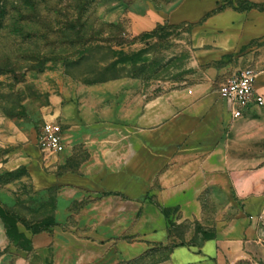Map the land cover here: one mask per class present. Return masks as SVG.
Listing matches in <instances>:
<instances>
[{"label":"crops","instance_id":"crops-1","mask_svg":"<svg viewBox=\"0 0 264 264\" xmlns=\"http://www.w3.org/2000/svg\"><path fill=\"white\" fill-rule=\"evenodd\" d=\"M226 12L242 19H213ZM217 15L169 19L195 24L182 81L157 94L116 81V93L67 122L83 133L64 134L65 156L30 170L31 189L90 199L66 210L74 228L54 216L33 234L16 264H264V106L234 119L218 93L251 69L264 99V10ZM160 23L140 19L132 31ZM76 148L85 154L78 161Z\"/></svg>","mask_w":264,"mask_h":264},{"label":"rangeland","instance_id":"rangeland-1","mask_svg":"<svg viewBox=\"0 0 264 264\" xmlns=\"http://www.w3.org/2000/svg\"><path fill=\"white\" fill-rule=\"evenodd\" d=\"M240 1L0 0V264L28 256L33 232L54 216L74 228L67 211L77 213L90 199L81 194L73 199L69 190L32 191L30 170L65 156L38 149L43 124H60L71 139L83 130L72 132L67 122L116 93L112 83L140 81V90L157 94L182 81L191 73L195 24L169 19L197 21L229 2L241 8ZM238 16L226 12L213 19H242ZM140 19H161L160 28L134 33ZM84 156L76 148L75 160Z\"/></svg>","mask_w":264,"mask_h":264},{"label":"built area","instance_id":"built-area-1","mask_svg":"<svg viewBox=\"0 0 264 264\" xmlns=\"http://www.w3.org/2000/svg\"><path fill=\"white\" fill-rule=\"evenodd\" d=\"M254 83V72L245 69L220 85L219 96L228 105L232 118L242 117L251 107L264 106V99L255 92ZM37 147L43 153L62 154L66 148L62 126L52 121L45 122L37 137Z\"/></svg>","mask_w":264,"mask_h":264},{"label":"trees","instance_id":"trees-1","mask_svg":"<svg viewBox=\"0 0 264 264\" xmlns=\"http://www.w3.org/2000/svg\"><path fill=\"white\" fill-rule=\"evenodd\" d=\"M241 3V8H235L233 7V5L229 2L226 6H219L216 9L212 10L211 12H209L208 14H206L202 20L200 22H203L205 19H208L211 16L217 15L219 13H222L224 10H226L227 8H230L238 13H243V12H247L250 10H258V11H263L264 10V5H256L253 3H250L247 0H242L240 1ZM160 28V25H157L156 29L153 32H150V34H153L154 32H156L158 29ZM164 214H167V211H164ZM53 225V221H51V223L43 226L41 229L36 230L33 232V234H38L42 231L47 230L50 226Z\"/></svg>","mask_w":264,"mask_h":264}]
</instances>
